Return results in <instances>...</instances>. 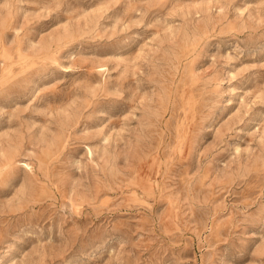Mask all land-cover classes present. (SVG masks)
Returning <instances> with one entry per match:
<instances>
[{
	"label": "rangeland",
	"instance_id": "1",
	"mask_svg": "<svg viewBox=\"0 0 264 264\" xmlns=\"http://www.w3.org/2000/svg\"><path fill=\"white\" fill-rule=\"evenodd\" d=\"M0 264H264V0H0Z\"/></svg>",
	"mask_w": 264,
	"mask_h": 264
}]
</instances>
